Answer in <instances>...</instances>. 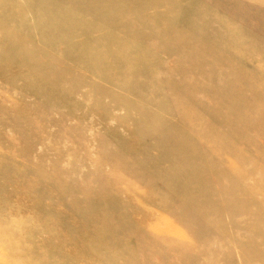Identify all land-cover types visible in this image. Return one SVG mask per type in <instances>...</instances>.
I'll return each mask as SVG.
<instances>
[{"label": "rangeland", "instance_id": "obj_1", "mask_svg": "<svg viewBox=\"0 0 264 264\" xmlns=\"http://www.w3.org/2000/svg\"><path fill=\"white\" fill-rule=\"evenodd\" d=\"M0 264H264V0H0Z\"/></svg>", "mask_w": 264, "mask_h": 264}]
</instances>
